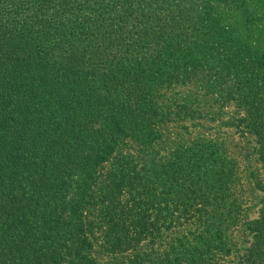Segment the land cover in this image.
<instances>
[{
    "label": "trees",
    "instance_id": "16d2710c",
    "mask_svg": "<svg viewBox=\"0 0 264 264\" xmlns=\"http://www.w3.org/2000/svg\"><path fill=\"white\" fill-rule=\"evenodd\" d=\"M201 120L249 140L256 218L224 143L163 153ZM228 258L264 264V0H0V264Z\"/></svg>",
    "mask_w": 264,
    "mask_h": 264
},
{
    "label": "rangeland",
    "instance_id": "374dc122",
    "mask_svg": "<svg viewBox=\"0 0 264 264\" xmlns=\"http://www.w3.org/2000/svg\"><path fill=\"white\" fill-rule=\"evenodd\" d=\"M176 92L183 94V89H178ZM209 111V110H208ZM213 115L218 113L217 109L211 110ZM234 109L231 105L224 107L219 113L224 118L233 115ZM213 115L210 117L212 118ZM219 119V116H218ZM198 125L191 122H173L162 128V140L160 142L161 149L165 153L168 149L173 147L177 139L183 137L185 141L193 140L196 137H206L209 139H218L224 143L228 154L234 159L238 168V180L241 190L242 200V221L254 219L257 216V203L260 193L254 187L251 177L253 172H260V166L256 163L253 155L250 154L249 140L239 134L234 129L220 127L218 121L210 122L201 120ZM233 241L240 246L244 241L240 228L233 234ZM228 258L226 264H231Z\"/></svg>",
    "mask_w": 264,
    "mask_h": 264
}]
</instances>
